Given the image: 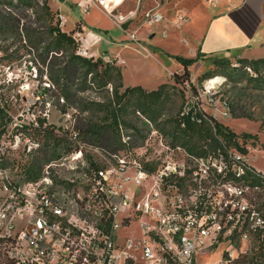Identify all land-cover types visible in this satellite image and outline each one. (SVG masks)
<instances>
[{"label": "built area", "instance_id": "obj_1", "mask_svg": "<svg viewBox=\"0 0 264 264\" xmlns=\"http://www.w3.org/2000/svg\"><path fill=\"white\" fill-rule=\"evenodd\" d=\"M153 1L141 13L142 0L126 14L117 12L118 0H87L84 10L100 8L150 56L139 28L128 25L140 18V27L168 22L161 2ZM57 18L63 27L66 18L61 13ZM188 21L178 13L171 25L181 29ZM152 33L154 29L146 37ZM78 35V53L93 56L87 50L102 37L95 35L91 42ZM160 35L168 37L169 28L162 25ZM216 78L205 81L201 91L212 105L216 87L208 83ZM187 93L182 112L201 122L207 115L189 85ZM230 111L225 104L223 116ZM95 150L86 151L87 157L73 151L45 165L37 180L6 187L10 194L0 205V264H251L241 262L233 246L221 249L223 239L231 240L237 232L248 238L239 225L244 214H253L256 226L264 225V217L245 204L247 191L263 186H251L243 178L248 171L260 172L249 152L164 151L150 158L136 151ZM137 223L139 235L133 229ZM217 251L216 260L205 261Z\"/></svg>", "mask_w": 264, "mask_h": 264}, {"label": "rangeland", "instance_id": "obj_2", "mask_svg": "<svg viewBox=\"0 0 264 264\" xmlns=\"http://www.w3.org/2000/svg\"><path fill=\"white\" fill-rule=\"evenodd\" d=\"M151 1L152 3H150ZM158 1L161 2L163 8L171 0ZM67 2L61 11L66 18V29H75V20H83L86 23L87 29L102 32L105 40H111V48L116 51L121 50V46L125 43L134 45V43L126 41L127 38L124 32L100 9L92 8L89 12L90 14H87L84 9L77 8L75 5L72 6L70 0ZM57 3L54 0L55 6L58 5ZM134 4L135 0H127L122 8L123 10H128ZM145 5V8L142 5L143 10L154 6L155 2L147 0ZM3 9L0 5V11ZM162 11L164 12V8ZM29 18L33 19L35 17L31 16ZM29 18H25L23 22L30 23ZM163 24L164 22L151 25V27L144 25L140 27V18L130 26L134 29L139 28L138 35L141 38V43L155 57L146 56L145 51L142 49L140 51L133 49L122 50V56L129 60L126 71L127 84H142L143 86L146 84L147 86L156 88L158 85H154L156 84V80L152 78L153 76H150L152 74H160L170 80L169 70L178 71L177 64L180 65L181 63L172 55L163 54L164 51L162 50L190 57L192 44L189 45L182 42L180 36H177V34L170 36L169 33L168 37L162 38L160 31ZM169 26L171 27V23H169ZM186 26L184 25L182 29H185ZM152 28L156 30V35L153 41L150 42L146 36L150 30L152 31ZM169 31H173L172 27ZM75 36L80 38L76 32ZM79 42L81 46V41ZM114 44H120V46H115ZM108 48L109 46H107L106 41H103L101 46H97L94 49L103 51L108 50ZM79 49L82 50V46ZM92 49L93 47L89 48L87 52H93ZM163 55H166L170 59L166 60ZM35 56H37V52H31L23 38L12 32L0 33V103L6 104L9 107L10 115H12V120L8 126V134L4 136L0 144V205L9 197L10 192L7 191L6 187L10 190V183L22 184L25 181L26 174L21 164L40 155L38 151H30L37 147V141L40 139V136L35 131V127L38 126V118L45 121L44 127L54 125L56 127L72 128L81 117L91 116L95 120L102 117V113L99 112L92 113L91 115L88 112L83 113L80 107L75 104L68 107L65 113L62 110L64 103L60 100L59 95L45 98L38 96L41 87L48 86L50 81L46 78V75L43 78L37 75V66L33 63ZM171 59L173 62L170 61ZM112 60L116 61L115 59ZM198 62L201 65H198V69L194 70L198 75L193 76L190 72L191 80L189 83L179 85L174 84V80H171L174 86L168 89L169 97L162 108L161 116L155 122L147 119L139 111L135 110L133 113V109L131 110L129 119L132 127H124L121 131L123 142L128 141V144L121 151H136L137 155H145L150 158L162 155L164 151H186L181 146L173 144L169 133L171 130V120L182 111L187 101L189 85L196 97L195 102H198V106L208 116L222 122L238 135L250 133L256 136L246 143V147L251 163L257 169L264 171V70L260 74L259 81L250 80V77L253 75L248 70L247 73L234 70V67L239 68L240 66L237 59H233L231 60L232 64L230 68L226 69V72H215L208 78H201L203 73L212 71L214 67H209L210 65H207L206 61L200 60ZM215 77H218L217 79L221 81V84L219 86L215 84L214 99L217 103L212 105L206 100L204 95H201V91L203 83ZM159 80L157 79V81ZM110 91L112 90L110 89ZM106 94L104 91L100 92L91 89L79 95L88 99L100 100ZM225 104H228L231 109L229 117H225L222 114ZM237 114L247 116L235 117ZM74 135L69 137L63 136V145L56 148V151H60L63 154L62 157L67 156L73 151H84V156L87 157L88 153L86 151H96L94 147L77 141ZM242 141V138H239V142L242 143ZM55 168L57 169L58 167ZM247 197L248 200H245V204H248L250 209L252 207L256 209L257 213H259L258 215H261L263 218L264 185L259 187V189H252L250 192L248 190ZM252 215L244 214L239 223L243 227V231L248 232L249 236L247 239L242 238L237 232L231 240L225 238L221 244V249L230 248L231 246H233V250L237 249L236 254L239 255V259L243 263H250V258L254 256L259 263L264 261V243H262V240L264 241V225L261 223V226H256L255 221L252 220ZM133 229L135 234H140L139 223ZM218 257L219 251L208 256L205 261H213Z\"/></svg>", "mask_w": 264, "mask_h": 264}, {"label": "trees", "instance_id": "obj_3", "mask_svg": "<svg viewBox=\"0 0 264 264\" xmlns=\"http://www.w3.org/2000/svg\"><path fill=\"white\" fill-rule=\"evenodd\" d=\"M0 5L4 8L0 11V33L12 32L23 38L29 50L37 52L33 61L37 66V75L41 78L46 75L50 81L48 86L41 87L38 96L45 98L59 95L64 103L62 110L65 113L68 107L74 104L78 105L83 113L88 112L90 115L95 112L102 113V117L97 120L91 116L81 117L72 128L54 125L44 127L45 121L38 118L39 127H35V131L40 139L37 141V147L30 151H38L40 155L21 164L26 174L25 180H37L42 175L45 165L62 157L63 154L56 151V148L63 145V136L75 134L77 141L99 148L101 151L124 152L121 150L127 147L128 141L123 142L121 131L124 127H132L129 119L131 110L133 109V113L135 110L139 111L147 119L155 122L161 116L162 108L169 97L168 89L174 84L189 83L191 80L189 67L202 60L200 52L196 57L172 55L183 66L182 71H175L172 74L174 84L164 82L153 90H147L141 85L124 86L122 69L117 61H105L100 57H87L78 53L80 42L75 32L81 29L76 27L69 32L62 30L57 18L59 12L52 10L49 0H0ZM31 16L35 18H29ZM27 17L30 23L23 22ZM237 62L240 67H234V70L247 73L249 67L256 74H252L254 77H250V80H260V74L264 70V57L238 58ZM212 64L214 67L212 71L203 73L201 78H208L215 72H226L232 62L229 59L213 58ZM91 89L107 94L100 100L79 95ZM241 116L247 115H235ZM11 120L9 107L0 103V144L8 134ZM169 134L175 146H181L186 151L198 155L206 154L208 151L233 150L246 154L248 153L246 143L256 137L250 133L238 135L208 115L201 122L194 121L191 115L182 111L171 120ZM239 138H242V143L239 142ZM243 178L251 186L264 185V175L260 172L248 171ZM250 261L251 264L258 263L255 256L250 258Z\"/></svg>", "mask_w": 264, "mask_h": 264}, {"label": "crops", "instance_id": "obj_4", "mask_svg": "<svg viewBox=\"0 0 264 264\" xmlns=\"http://www.w3.org/2000/svg\"><path fill=\"white\" fill-rule=\"evenodd\" d=\"M56 1L58 2L57 6L54 5V0H49V5L53 11H58L62 14L61 11L64 9V4L68 3V0ZM70 1L72 6L75 5L77 8L84 9L87 0ZM126 1L127 0H119L120 4L117 6L118 13L126 14L128 11L136 8L138 0H135V4L132 8L123 10L122 6ZM146 2L147 0H142L140 4V13L143 11L142 5H144L145 8ZM150 3H152V1ZM92 8L98 7L92 6L88 8L87 11L84 10L85 13L90 14L89 12ZM163 8L164 14L169 23H171L178 13H183L189 17L188 23L185 24L187 25L185 29H175L173 25H171L173 31H169L170 36L177 34V36H180L181 41L186 39L189 45L192 44L189 54L190 57H196L197 53L200 52L202 54V61H206V64L210 65L209 67L213 66V58H224L231 61L238 58L256 59L264 57V0H171L164 5ZM135 22L136 21H132L128 26L130 27ZM168 22L164 23L163 26L171 29ZM76 27L81 29V31H77L76 33H80L81 36H88L91 42H93L95 35L101 36L102 40L92 46L93 52L91 53L93 56H99L105 61L115 59L122 69L124 86L137 85L127 84L126 71L129 60L124 58L121 54V51L125 49L139 51L135 43L134 45L125 43L121 46V50L116 51L111 48V40H105L102 32H95L87 29L86 23L83 20H75V28ZM62 29L67 32L70 31L66 29L65 25ZM153 29L154 28H152V30ZM154 31L155 33H152L148 38L150 42L153 41L156 35V30L154 29ZM103 41H106L107 46H109L108 50L100 51L94 49L97 46H101ZM126 41L130 42L127 39ZM114 45L120 46V44ZM162 51H164L163 54L177 55L170 53L167 50ZM151 56L155 57L152 52L150 57ZM163 57H165L166 60L170 59L166 55H163ZM170 61H172V59ZM198 65L200 66L201 63L197 62L189 67L193 76L198 75L194 72V70L198 69ZM177 67L178 72L183 70L181 64H177ZM174 72L175 71L169 70L171 77L170 80L167 79L166 76H161L160 74H152L150 76H153L152 78L156 80V84L154 85H160L164 82H172V74ZM157 79L160 80L157 81ZM138 85H141L147 90H153L158 87L152 88V86H147L146 84L144 86L142 84ZM257 170L264 173V171H261L260 169Z\"/></svg>", "mask_w": 264, "mask_h": 264}, {"label": "bare ground", "instance_id": "obj_5", "mask_svg": "<svg viewBox=\"0 0 264 264\" xmlns=\"http://www.w3.org/2000/svg\"><path fill=\"white\" fill-rule=\"evenodd\" d=\"M119 1V0H118ZM218 82V79H214L211 82L208 83L209 88H214L215 84Z\"/></svg>", "mask_w": 264, "mask_h": 264}]
</instances>
